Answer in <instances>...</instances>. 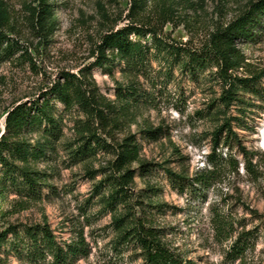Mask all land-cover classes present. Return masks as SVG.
<instances>
[{"label":"rangeland","instance_id":"rangeland-1","mask_svg":"<svg viewBox=\"0 0 264 264\" xmlns=\"http://www.w3.org/2000/svg\"><path fill=\"white\" fill-rule=\"evenodd\" d=\"M4 1L12 16L13 31L8 34L18 42L19 49L11 61L0 64V134L5 129L7 111L40 97L63 71L79 74L91 69L90 76L100 93L112 102L117 101L119 85L136 83L143 102L133 108L136 121L118 131L117 138L129 132L136 134L143 157L152 163L147 176L139 172L136 180L137 191L152 186L158 190L153 203L165 204L163 211L149 209L150 218L168 228L170 244L198 264H264V100L247 95L246 101L254 105H246L245 115H240L237 105L228 111L241 116L233 125L242 144L250 155L254 154L252 162L247 163L236 144L221 146L214 152L213 131L219 120L213 103L222 91L219 83L190 77L156 57L148 73L139 78L124 75L122 66H117L113 74L93 67L100 36L132 21V0H51L57 23L49 29L40 28L30 16L26 4L34 0ZM246 1L152 0L139 23L170 44L198 49L219 24L234 18ZM146 41L151 44L152 34ZM243 49L254 67H264V40L244 45ZM77 116L80 114L66 116L65 137L58 155L43 165L52 175V188L45 189L49 197L14 213L10 220L48 222L62 242L84 233L92 253L77 264H141V258L118 256L112 249V214L94 195L102 175L94 177L88 174V168L99 169L102 160L109 157L101 155L100 160L70 164L65 144L76 139ZM146 128H163L160 139L144 137L142 130ZM164 168L185 170L190 178L198 172H214L209 182L194 181L182 189L170 180ZM220 217L234 224L235 236L242 230L255 231L258 236L241 263L226 258L235 236H222L218 229ZM0 264L24 263L8 247L1 253Z\"/></svg>","mask_w":264,"mask_h":264},{"label":"trees","instance_id":"trees-1","mask_svg":"<svg viewBox=\"0 0 264 264\" xmlns=\"http://www.w3.org/2000/svg\"><path fill=\"white\" fill-rule=\"evenodd\" d=\"M152 0H132L130 23L111 28L102 34L96 46L93 67L106 69L113 74L122 66L124 75L140 77L152 67V58L179 67L183 74L193 78H210L222 87L220 97L214 100L218 117L213 131V151L221 146L236 144L248 164L250 155L241 142L233 122L240 121L228 111L237 105L240 115L247 113V95L264 100V67H254L243 49L244 45L264 40V0H247L229 22L219 24L208 42L194 49L174 45L139 23L143 12ZM54 4L51 0H34L26 4L30 16L42 29L55 27ZM12 16L4 0H0V64L11 61L18 52V42L8 34ZM152 34L151 44L146 41ZM138 37V39H137ZM91 69L76 74L63 71L40 97L23 101L7 111L5 129L0 134V258L10 247L24 264H77L88 258L92 249L84 233L70 242H62L48 222H12L10 217L44 201L46 188H52L49 164L58 155L59 144L65 137L64 120L74 118L76 139L65 144L70 164L102 160L99 169L88 168V174L101 180L95 185V196L105 211L112 214L114 237L111 247L118 256L128 254L141 258V264H198L184 255L167 239L168 228L156 225L148 215L151 210L163 211L164 203H153L152 186L136 190L138 173L147 176L152 163L143 157L142 145L134 133L117 138L118 131L135 122L133 108L143 102L136 83L117 87V101L107 99L90 76ZM59 104L62 106L60 107ZM84 117V118H82ZM163 128H146L142 135L159 140ZM238 165L239 163L236 162ZM170 180L185 189L195 182L207 183L214 170L198 172L194 178L185 170L177 172L164 168ZM151 214V213H150ZM222 236H235L234 224L227 218L218 219ZM233 231V232H232ZM255 231L242 230L229 246L226 258L235 263L243 261L256 245Z\"/></svg>","mask_w":264,"mask_h":264}]
</instances>
